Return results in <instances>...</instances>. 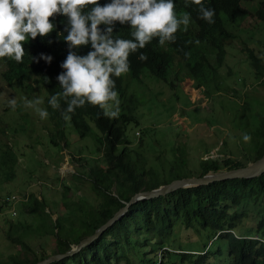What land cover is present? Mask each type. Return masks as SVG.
Returning a JSON list of instances; mask_svg holds the SVG:
<instances>
[{"label":"trees","instance_id":"trees-1","mask_svg":"<svg viewBox=\"0 0 264 264\" xmlns=\"http://www.w3.org/2000/svg\"><path fill=\"white\" fill-rule=\"evenodd\" d=\"M97 2L103 5L109 0H97ZM241 2L242 0H200L197 4L193 3V0H175L174 10L177 16L188 13L190 22L196 30L192 32L178 29L175 34L176 40L165 42L164 45H160L158 38L154 37L145 48L129 55L127 73L134 80H139L142 73L147 72L157 79L169 82L174 58L178 57L185 62L190 74L197 78L202 74L203 69L212 68L206 54L197 47V40L199 43L208 42L216 49L217 64L222 66L226 57L227 42L235 38V35L224 26L222 17L231 23L247 18L250 12L241 6ZM201 4L215 10L213 23L209 24L200 17ZM256 16L264 23V0L261 1ZM49 20L55 23V29L47 36L38 35L24 42L25 55L20 62L9 57H0L6 66L3 77L9 85L16 81L29 91L33 89L32 84L40 85L47 94V100L51 95L61 91L56 77L63 71L60 65L69 51L67 43L62 40L63 33L66 34L67 18L57 13L49 17ZM130 27L129 24H120L117 21L114 23V35L131 38ZM57 32L61 33L60 37L57 36ZM49 40L52 42L49 43ZM90 47V44L80 46L76 51L84 55ZM139 52H144L147 59L140 60ZM40 53L50 54L53 57L52 62L46 63L42 59L32 61L31 56L38 58ZM250 57L256 78L261 80L260 84L264 87V63L253 53ZM113 79L116 82L115 88L119 99V104L111 109L117 111L115 116L104 115V110L99 106L86 102L70 114V120L65 121L63 110L66 107V101L63 98L58 97L59 107L57 108H52L46 103L54 129L50 132V142L54 147L65 150L68 148L65 133L67 122L73 126L80 139L93 135L97 152L103 158V164L91 168L89 173L94 193L99 199L98 205L89 207L83 199L77 202L69 201L65 203L66 213L53 222L47 212L48 206L44 199L32 195L24 208L30 213L37 214L42 222L39 219L38 225L11 224L6 231L11 242L23 244V235L54 236L56 240L54 255H63L83 239L92 236L117 211L125 207L135 194L150 191L186 177L179 172L187 167L185 158L177 155L182 161L157 169L155 166L148 167L143 161V155L135 153V150L130 147L133 142L128 137L129 128L131 124H137L133 107L134 99L128 97L124 103H121V97L125 96L122 75ZM198 79L204 81V79ZM206 80H211L210 75ZM171 85L175 87L172 82ZM91 125L97 129V134H93ZM252 135L258 139L254 145L257 151L254 159L256 161L264 154V130H259ZM2 156V166L13 170L14 162L7 151ZM245 166L247 165L234 162L232 159L224 161V164L216 160H205L200 164V171L196 172L198 177H202L209 172ZM8 174L10 176V173ZM263 200L264 174L254 179L227 180L207 186L180 189L165 196L139 201L131 205L123 217L107 228L89 246L51 264H120L122 257L127 256L131 249L142 246L139 240L144 241L145 246L151 241L157 244L160 250H158L160 260L157 264H163L170 254H174V250L170 248V241L178 226L187 230L200 227L214 231L217 238L227 242L230 259L228 264H264V209L256 226L257 235H238L235 231L248 214L246 206L250 203L259 205L263 203ZM34 201L35 204H33ZM19 202L24 204L23 201ZM217 252L221 253L220 250ZM178 255L184 264H207L209 261L208 249L202 252L180 249ZM49 257L51 256L42 255L31 260L17 258L14 262L15 264H37ZM126 262L131 263L130 257Z\"/></svg>","mask_w":264,"mask_h":264},{"label":"rangeland","instance_id":"rangeland-1","mask_svg":"<svg viewBox=\"0 0 264 264\" xmlns=\"http://www.w3.org/2000/svg\"><path fill=\"white\" fill-rule=\"evenodd\" d=\"M261 1L242 0L241 6L250 12L243 20L231 23L222 17L224 26L235 35L227 42L222 66L217 64L216 49L202 42L197 43V47L206 54L212 68L203 69L197 78L178 57L174 58L169 82L147 72H143L139 80L132 79L129 73L122 74L125 96L121 97V103L128 97L134 99L137 120V124L129 128L128 137L133 142L130 147L143 155L148 167H169L182 161L179 155L187 162V167L179 172L192 177L198 176L200 164L205 160L224 164L232 159L246 165L255 161L254 145L258 139L252 134L264 130V87L256 78L250 55L253 53L264 63V23L256 16ZM183 28L181 25L180 29ZM187 30L193 32L196 28L190 22ZM5 71L6 66L0 60V264H15L17 258L31 260L42 255L52 257L55 253L54 236L23 235L21 245L7 237L11 224L38 225L39 216L24 208L32 195L44 199L53 222L66 213L65 203L69 201L83 199L87 206H97L99 199L89 173L91 168L103 164V158L97 152L93 135L80 139L69 122L65 130L68 148L54 147L50 142V132L54 129L49 116L41 120L24 103L25 99L39 97L40 106L47 108L45 90L35 84L31 91L25 90L16 81L9 85L3 77ZM209 75L211 80H206ZM10 97L16 98L14 110L8 104ZM91 129L97 134L93 125ZM245 132L250 136L248 141L242 139ZM5 151L14 162L13 170L1 164ZM11 196L20 201L27 199L23 200L24 204L16 201L6 204ZM263 209L264 200L259 205L248 204V214L236 233L257 235L256 226ZM180 227L175 229L170 241L174 254L163 264H184L178 255L180 249L190 252L208 249L207 264L230 262L227 242L217 238L214 231ZM138 242H142V246L131 249L120 264H127L128 257L130 264H157L160 260L158 245L153 241L146 246L144 241Z\"/></svg>","mask_w":264,"mask_h":264},{"label":"clouds","instance_id":"clouds-1","mask_svg":"<svg viewBox=\"0 0 264 264\" xmlns=\"http://www.w3.org/2000/svg\"><path fill=\"white\" fill-rule=\"evenodd\" d=\"M193 3L199 4L200 0H193ZM86 5L91 6L86 8ZM174 6L175 0H109L103 5L97 0H0V57L20 62L25 55L23 43L38 35L47 36L55 29V23L49 17L57 13L64 15L67 24L62 40L69 51L60 65L63 71L56 77L61 91L51 95L47 104L57 108L58 97L63 98L66 101L65 121L86 102L99 106L104 115L115 116L117 111L111 109L119 104V99L113 77L129 71V55L145 48L154 37L160 45L175 41L181 25L184 26L181 30H187L190 15L185 13L178 17ZM199 14L207 23L214 22L213 8L201 4ZM117 21L131 26V38L114 35ZM60 34L57 32L58 37ZM89 44L91 47L86 54L77 53L76 49ZM31 58L46 63L53 59L45 53ZM138 58L143 61L147 55L139 52ZM24 103L41 120L49 116L47 108L40 106L41 98L25 99ZM8 104L14 110L16 98L10 97ZM242 139L248 141L249 134L245 132Z\"/></svg>","mask_w":264,"mask_h":264},{"label":"water","instance_id":"water-1","mask_svg":"<svg viewBox=\"0 0 264 264\" xmlns=\"http://www.w3.org/2000/svg\"><path fill=\"white\" fill-rule=\"evenodd\" d=\"M264 174V154L263 156L248 164L245 167L232 169L228 171H218V172H209L202 177L192 176L184 177L182 179H177L172 181L169 184L161 185L160 187L150 190L142 191L135 194L129 203L121 208L115 213V215L109 219L102 227L96 230V232L85 239H83L77 246L73 247L70 251L63 255H54L45 260L40 261L37 264H51L53 262L59 261L66 257H70L78 253L83 248L89 246L93 241H95L99 236L110 226H112L116 221L123 217L128 211L129 207L139 201L151 200L161 196L168 195L180 189H187L193 187L207 186L215 182H223L227 180H236V179H254L262 176Z\"/></svg>","mask_w":264,"mask_h":264},{"label":"built area","instance_id":"built-area-1","mask_svg":"<svg viewBox=\"0 0 264 264\" xmlns=\"http://www.w3.org/2000/svg\"><path fill=\"white\" fill-rule=\"evenodd\" d=\"M137 135H139V133H137ZM25 198L21 199V201H23ZM12 201H16V202H19L20 200L17 199L16 196H11L9 197L5 202L7 204L11 203ZM23 202H26V201H23Z\"/></svg>","mask_w":264,"mask_h":264}]
</instances>
